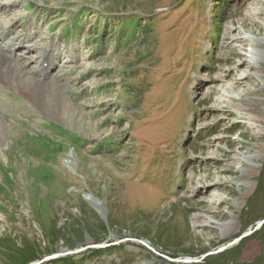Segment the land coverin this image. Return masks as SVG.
I'll use <instances>...</instances> for the list:
<instances>
[{
  "label": "rangeland",
  "instance_id": "obj_1",
  "mask_svg": "<svg viewBox=\"0 0 264 264\" xmlns=\"http://www.w3.org/2000/svg\"><path fill=\"white\" fill-rule=\"evenodd\" d=\"M2 31L29 39L0 80V264H203L259 228L264 0H0Z\"/></svg>",
  "mask_w": 264,
  "mask_h": 264
},
{
  "label": "bare ground",
  "instance_id": "obj_2",
  "mask_svg": "<svg viewBox=\"0 0 264 264\" xmlns=\"http://www.w3.org/2000/svg\"><path fill=\"white\" fill-rule=\"evenodd\" d=\"M247 36L251 37L252 41L255 43V46H259L262 42H264V37L254 38V37H252L253 35H251V33H248ZM0 39H3L1 35H0ZM19 41L16 42L13 40V41H8L5 44H0V80L3 82H6L8 84H12V83L15 84L17 81L16 78L18 75L14 72L15 70L12 69L13 67L16 68V64L12 63L11 57H10L11 56L10 52L12 51V48H11L12 46H14L17 43H21ZM258 54H259V52L257 51V48H254L253 55H254L255 59L257 58ZM44 62H46V59H44L42 65H41V70L42 69H48L49 67H51L53 65L52 61H47V63H45V64H44ZM257 75H258V73H257ZM34 92H37V91L30 90V95H32V96L36 97V99H38V94H35ZM235 108L239 110L241 115L246 116V114H248L247 119L252 121L251 123L253 125H256L255 122L258 120L257 116L255 114H250V112L248 111L249 110L248 105L245 106V104L238 103ZM263 134H264V127H261L260 125H256V137L260 138L261 135H263ZM259 151L260 150L257 148L254 152H250L247 156L245 155L244 159L246 161H248L249 163L254 161V159L258 158V156H259L258 152ZM248 162L245 166V170H251L252 171L253 168L251 165H249ZM243 181H244V177H241L237 182L241 183ZM89 200L96 203V200H94L92 197ZM198 222L201 225H203L205 223L204 220H198ZM223 226H225V228H226V229L224 228L225 230H227V229L229 230V228L231 227L230 224H225Z\"/></svg>",
  "mask_w": 264,
  "mask_h": 264
},
{
  "label": "trees",
  "instance_id": "obj_3",
  "mask_svg": "<svg viewBox=\"0 0 264 264\" xmlns=\"http://www.w3.org/2000/svg\"><path fill=\"white\" fill-rule=\"evenodd\" d=\"M134 30H135V27L130 28L129 25L126 27V31H125L126 32L125 33L126 40H128V37L131 38L133 36V34H134L133 31ZM107 144H109V143H107ZM262 175L263 176L260 179L261 180L260 181V186L258 188L257 195H256L258 197H256L255 199H252V202L250 204V212L251 213H253V211H255L257 204H259L258 203L259 197L264 195V174L262 173ZM257 217H259V216H257ZM263 217H264V212L260 215L259 218H263ZM259 218H257V219H259ZM249 223H251V221ZM257 235L258 236H264V222L251 235L246 236V237H242L236 245H233L230 248H226V249L222 250L221 252H219L217 254H214V255H210L209 254V255H207L203 259V264H205V263H207L209 261L213 262L212 264H234V263H236L237 260H238L239 251L241 250V247H242L243 243L247 239H249V238H251L253 236H257ZM32 255H34V254H32ZM34 258H36V257H34Z\"/></svg>",
  "mask_w": 264,
  "mask_h": 264
},
{
  "label": "water",
  "instance_id": "obj_4",
  "mask_svg": "<svg viewBox=\"0 0 264 264\" xmlns=\"http://www.w3.org/2000/svg\"><path fill=\"white\" fill-rule=\"evenodd\" d=\"M264 221H260L258 224H257V227H259ZM247 234V233H246ZM245 234V235H246Z\"/></svg>",
  "mask_w": 264,
  "mask_h": 264
}]
</instances>
